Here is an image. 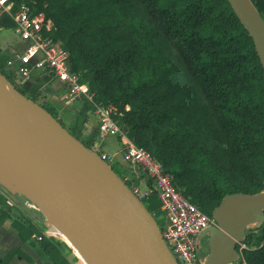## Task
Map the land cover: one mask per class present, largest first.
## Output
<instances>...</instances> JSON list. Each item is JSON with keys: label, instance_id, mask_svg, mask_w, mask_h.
Masks as SVG:
<instances>
[{"label": "trees", "instance_id": "16d2710c", "mask_svg": "<svg viewBox=\"0 0 264 264\" xmlns=\"http://www.w3.org/2000/svg\"><path fill=\"white\" fill-rule=\"evenodd\" d=\"M11 1V14L26 5L52 21L46 35L62 43L73 70L88 83L93 99H82L71 127L56 107L41 105L85 146L92 149L94 143L83 138L88 113L95 105H114L122 113L115 119L129 139L160 162L176 189L207 216L228 195L264 192V68L228 0ZM251 1L264 19V0ZM135 6L144 21L133 14ZM3 28H15L8 14L0 17ZM167 47L182 60V78ZM7 55L0 49V71L37 102L39 94L16 86L5 70ZM111 167L130 188L144 178L118 162ZM141 200L160 224L157 194ZM10 219L20 239L36 238L52 264H72L63 242L24 215ZM256 229L260 237L246 257L250 264H264V224ZM15 255L32 261L16 249L0 257V264Z\"/></svg>", "mask_w": 264, "mask_h": 264}, {"label": "water", "instance_id": "95a60500", "mask_svg": "<svg viewBox=\"0 0 264 264\" xmlns=\"http://www.w3.org/2000/svg\"><path fill=\"white\" fill-rule=\"evenodd\" d=\"M264 68V19L251 0H228ZM0 174L31 201L86 264H178L142 200L103 156L75 138L0 71ZM1 183V182H0ZM3 184V183H2ZM205 264H229L251 224H264V192L226 196L213 211Z\"/></svg>", "mask_w": 264, "mask_h": 264}, {"label": "built area", "instance_id": "2783aa9c", "mask_svg": "<svg viewBox=\"0 0 264 264\" xmlns=\"http://www.w3.org/2000/svg\"><path fill=\"white\" fill-rule=\"evenodd\" d=\"M12 7L11 0H0V17L8 14L12 18L20 38L29 43L27 50L29 56L41 54L35 66L46 69L50 75L63 84L68 102H79L84 97L92 100L93 96L88 91L87 83L82 79V73L73 70L68 51L61 42H56L46 35V32L53 28L52 21L48 20L43 13L34 14L26 5H22L15 14H11ZM20 73L25 81L29 78L30 69L23 65ZM88 114H94L98 119L97 132L94 137L105 139L107 136L116 135L126 151L127 161L139 167L136 173L142 174L147 182L146 196L153 192L157 194L162 212V219L158 226L177 263L205 264L210 248L204 242L208 235L201 238V234L217 226L216 220L192 204L176 189L173 176L164 172L162 164L147 150L137 147L129 139L126 131L115 119L116 116H122L116 106L95 105V109ZM103 158L110 164L107 159L109 157L103 156ZM149 182L151 185L148 184ZM131 190L143 199L137 189L132 187ZM28 206L38 210L34 204H28ZM247 235L236 246L238 258L229 264H250L246 252L254 246L249 243ZM40 239L41 237H38V240Z\"/></svg>", "mask_w": 264, "mask_h": 264}, {"label": "crops", "instance_id": "0c3cea01", "mask_svg": "<svg viewBox=\"0 0 264 264\" xmlns=\"http://www.w3.org/2000/svg\"><path fill=\"white\" fill-rule=\"evenodd\" d=\"M11 30L19 36L15 28L0 29V49L3 52H8L5 70L12 75L14 84L16 86L26 87L29 91L35 90L39 94V99L36 103L39 105H44L45 103L51 104L58 109L59 116L60 113L65 114L68 111H77L78 102H68L66 89L63 84L50 75L46 69H40L35 66V62L40 60L41 54L29 56L27 52L29 43L23 41L20 36L17 37V41L11 38L9 39L7 35L3 34V32ZM23 65L28 66L30 69L29 78L25 81L23 80L22 73H20ZM76 115L77 112L75 118L67 126L64 121L62 122L66 127H71L75 122ZM97 126V117L94 114H88V120L83 131V138L93 139L95 144L100 146L99 144L103 140H95L96 138L94 137L97 132ZM96 151L103 156L109 157L110 160H114V156L109 154L110 150L105 148L103 144H101V148H96ZM141 183L146 187L147 182L145 178H141ZM15 196L20 197L18 202L14 200ZM25 205L21 194L13 192L8 186L0 183V257L6 258L14 250L20 249L32 261L29 262L15 255L9 264H52L51 259L45 255L36 238L23 242L19 237V232L11 225L10 215L17 214L24 215L36 226L41 228L42 220L39 217H31L27 214L20 213V211H23ZM66 250V258L73 264V261H76L77 258H75V254L70 246L66 245Z\"/></svg>", "mask_w": 264, "mask_h": 264}, {"label": "rangeland", "instance_id": "374dc122", "mask_svg": "<svg viewBox=\"0 0 264 264\" xmlns=\"http://www.w3.org/2000/svg\"><path fill=\"white\" fill-rule=\"evenodd\" d=\"M136 3V2H135ZM132 12L133 14L142 19L143 18V13H142V9L141 7L139 6H135V7H132ZM142 21H144V19H142ZM146 21V20H145ZM139 23H142L140 21H138ZM4 35H7L9 37V39H14V40H17L18 41V38L19 37L18 35L15 34L14 31H7V32H3ZM158 44L161 46V47H166V45L162 42V41H159ZM167 53L169 55L172 56V59L174 60V62L176 63V65L179 67L180 69V76L182 78V75L184 73V65L182 63V60L180 59V57L178 56L177 52L171 48V47H167ZM188 82V80H185ZM87 87H88V91H90L89 89V85L87 83ZM82 100H80L78 102V106H77V111L80 109L81 107V103ZM127 109H130V107L128 106ZM77 111H68L66 112L65 114H62L60 113V116H61V119L62 121L65 122V125L67 126L69 124V122H71V120H73L75 118V114ZM95 140H103V142H101V144H103V146L105 148H107L108 150H110L109 154H111V156H114V160H110V158H107L108 161L112 164V165H116L117 162H120L121 164H123L124 167L128 168L131 172H133L136 176V178H139V173H136V170H139V167H135L131 164H128L129 162L127 161V156H126V151L123 147V145L120 143L119 139L117 138L116 135H110V136H107L105 139H99V138H96ZM101 144H99L100 146H97L94 143H92V149L93 150H96V148H101ZM128 162V163H127ZM132 187L137 189L139 195L144 199L146 197V194H147V188L141 183V181L138 183H133L132 184ZM9 188L19 194L18 191H15L13 188H11L9 186ZM19 196H15L14 197V200L16 202H18L19 200ZM23 198V201L25 202V207L23 208V211H20V213L22 214H27L29 216H37L39 217L41 220H42V225H41V229L43 230L44 233H47V235L49 237H53L55 238L56 240L60 241V242H63L64 244H66L67 246H70L75 254V258H77L76 261H73V264H84L83 260L80 258V256L78 255V253L76 252V250L68 243V241L66 240L65 237H63L62 235H59L54 229H53V226L50 224L49 220L47 219V217L44 216V214L38 209H34L33 207H29L28 204H33L31 201H29L27 198H25L24 196H22ZM38 208V207H37ZM33 209V210H32ZM43 216V217H42ZM250 230L247 229L246 231V234L248 233H252L251 235V245L254 244V242L256 240L259 239L260 237V234H261V230L259 229H256V224H251L249 226ZM204 242L205 244L208 246L209 248V235L204 239ZM67 253V252H66ZM65 253V255H67Z\"/></svg>", "mask_w": 264, "mask_h": 264}, {"label": "bare ground", "instance_id": "6f19581e", "mask_svg": "<svg viewBox=\"0 0 264 264\" xmlns=\"http://www.w3.org/2000/svg\"><path fill=\"white\" fill-rule=\"evenodd\" d=\"M0 182L1 183H3L5 186H10L11 188H13L15 191H18L19 189L16 187V186H14L12 183H11V181L7 178V177H5L4 175H2V174H0ZM33 210V209H32ZM53 229L59 234V235H62L57 229H55L54 227H53ZM63 236V235H62ZM64 237V236H63ZM67 240V239H66ZM68 241V240H67ZM68 243H69V241H68ZM70 244V243H69ZM77 252V251H76ZM78 253V252H77ZM78 255H79V253H78ZM80 256V255H79ZM80 258L82 259V257L80 256ZM83 260V259H82ZM83 262H84V264H86L85 263V261L83 260Z\"/></svg>", "mask_w": 264, "mask_h": 264}]
</instances>
